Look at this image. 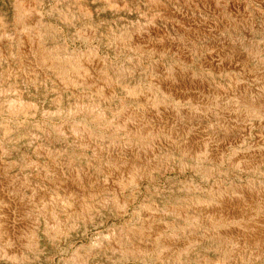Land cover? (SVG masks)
<instances>
[{
    "label": "bare ground",
    "instance_id": "1",
    "mask_svg": "<svg viewBox=\"0 0 264 264\" xmlns=\"http://www.w3.org/2000/svg\"><path fill=\"white\" fill-rule=\"evenodd\" d=\"M94 1L103 10L146 17V24L116 35L111 44L116 53L136 51L126 70L117 71L97 47L88 54L49 50L41 28L28 25L37 14L43 27L42 0L15 1L20 70L29 80L51 84L58 111L66 98L72 101L69 114L85 119L55 127L82 152L91 151L98 168L76 169L46 154L45 164H30L38 170L33 171L35 184L28 197L29 180L24 185L6 173L0 146V262L28 263L29 253L40 251L41 232L48 238L67 237L76 226L74 219L94 223L112 190L117 214L124 216L134 199L122 197L119 190L139 189L145 180L171 172L264 178V44L253 42L257 22L248 5L240 0ZM256 1L264 36V0ZM1 36L11 39L4 32ZM131 75L139 76L133 84L127 82ZM11 108L19 112L24 104L14 102ZM35 146L38 155L46 153L42 145ZM254 180L234 188L217 180L207 197L168 209L175 216L171 225L180 230L187 223L193 231L205 226L201 236L178 240V230L164 234L158 209L146 206L134 210L141 225L114 234L104 248L135 261L154 254L165 259L171 248L180 254L201 240L214 247L212 256L202 257L205 263L256 264L264 257V184ZM63 212L73 216L65 224L59 222Z\"/></svg>",
    "mask_w": 264,
    "mask_h": 264
},
{
    "label": "rangeland",
    "instance_id": "2",
    "mask_svg": "<svg viewBox=\"0 0 264 264\" xmlns=\"http://www.w3.org/2000/svg\"><path fill=\"white\" fill-rule=\"evenodd\" d=\"M15 1L0 0V42L2 43H0V146H3L5 150L6 173L11 174L16 181L24 185L29 180L30 188L25 189L28 196V193L31 195V187L35 184L32 175L38 170L30 164L38 160L41 164H45L49 161L46 154L57 155L59 159L72 164L76 169L90 165L95 170L98 165L91 151L82 152L73 138L59 133L55 127L85 119L80 115L69 114V104L72 101L66 98L61 105V112L58 111V103L51 84L45 86L40 80L34 82L21 72L20 56L17 52L18 44L15 39L16 33L19 32L15 19ZM240 1L246 3L252 15L256 17L257 33L253 42L264 44V36L259 26L260 21L257 18V11L262 9L261 6L256 0ZM42 3L43 27L37 22V14L34 15L35 18L29 20L28 25L33 30L41 28L42 43L46 48L64 55L65 52L88 54L93 47H97L100 54L109 57L112 66L117 71L126 70L131 66L130 60L137 55L136 51L130 49L116 53L112 46L118 39L116 35L127 34L138 25L146 24V17L141 13L103 10L94 0H42ZM160 22L166 24L163 20ZM80 30L83 33L92 31L94 34H91V37L81 35ZM3 32L11 38L7 42L1 36ZM30 57L31 55H28V58ZM138 78V75L128 76L127 82L133 84V81ZM119 95L123 96L124 91H120ZM14 102H22L24 109L19 112L12 110ZM34 105L36 108L32 107ZM106 138L104 141H109V134H106ZM35 145H42L45 150L47 149L46 153L38 155ZM244 148L245 145L240 149ZM261 178L260 175L244 174L240 177L223 173H216L211 178H202L189 170L181 174L176 171L171 172L152 181L145 180L139 189L127 187L119 190L122 197L134 199L130 212L124 216L117 214L114 203L116 192L109 191L110 204L108 203L106 207H99L102 211L95 216L97 218L94 219L96 220L94 223L85 225L83 219L73 218L75 222L77 221L76 226L67 237L58 234L55 238H48L41 232L40 251L36 254L29 253L28 263L25 264H80L79 259L82 258L88 259L89 264H211L205 263L202 258L207 254L209 256L214 254V247L209 241L199 240L193 246L188 247L189 249L180 251L181 255L176 254L179 250L171 248L165 259L154 254L136 258V261L135 258L130 256L126 258L127 256L121 252L104 247L114 234L124 231L127 226L139 227L142 218L134 214V210L142 211L146 206L158 209L157 213L163 217L158 222L162 224L164 234L173 235L178 230L175 235L178 240H191L193 234L197 233L201 236L204 233L202 230L206 229L205 226L193 231L188 229L187 223L183 224L186 226L180 230L171 225L175 221V216L168 212V209L171 206L182 205L191 198L207 197V192L217 180L221 181L225 187L234 188V185L245 184L250 179L262 181L264 184V178ZM193 185L198 186L199 190H194ZM67 217L72 218L73 216L69 217L66 212H63L59 216V222L65 224ZM41 220L45 224V218L42 217ZM177 223H179L178 220ZM25 232L26 236L30 235L29 228ZM126 241L127 239H123V242ZM4 263L10 264L5 261L0 262V264ZM256 264H264V257Z\"/></svg>",
    "mask_w": 264,
    "mask_h": 264
}]
</instances>
